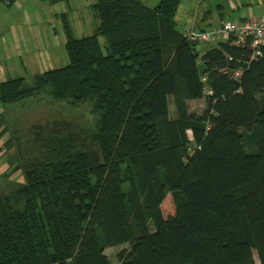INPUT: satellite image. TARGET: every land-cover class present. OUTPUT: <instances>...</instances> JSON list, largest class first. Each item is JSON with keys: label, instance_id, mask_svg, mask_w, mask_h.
<instances>
[{"label": "trees", "instance_id": "obj_1", "mask_svg": "<svg viewBox=\"0 0 264 264\" xmlns=\"http://www.w3.org/2000/svg\"><path fill=\"white\" fill-rule=\"evenodd\" d=\"M181 1L96 0L82 37L63 14L69 63L0 82V154L25 180L0 193V264H112L122 244L119 264H264V45L199 48ZM46 97L93 119L36 125L24 148L1 109Z\"/></svg>", "mask_w": 264, "mask_h": 264}, {"label": "rangeland", "instance_id": "obj_2", "mask_svg": "<svg viewBox=\"0 0 264 264\" xmlns=\"http://www.w3.org/2000/svg\"><path fill=\"white\" fill-rule=\"evenodd\" d=\"M42 2L41 0H38ZM142 1V0H141ZM36 0H31L27 4H25V8L23 10H19L15 5L7 6L4 3L0 4V29L4 31L0 35V49L4 50L6 55L4 57H0V82L17 77H24L27 84H33L35 76L40 74L48 69L59 68L65 66L69 63V55L66 49V45L61 43L58 40H54L53 47H45L46 40L44 39V32L46 30V26H49V23H45L48 20L49 16H46L45 12L49 10L59 11V4H54L53 8H50L49 5L51 2L46 1L42 2L43 7L36 6ZM143 2V1H142ZM149 5H155L159 2V0H149L146 1ZM38 3V2H37ZM62 5H65L62 2ZM145 3V2H144ZM44 4V5H43ZM38 13H37V12ZM67 16V14H65ZM52 24L57 30L58 35H60V31L63 29L61 24L63 25V17H53L51 16ZM176 27L181 31L185 24L189 25V22H186L181 12H179L176 16ZM15 22L14 26L21 25L22 29L20 31V35L22 31L26 28L27 36L26 39L31 38L30 43H28L27 48H24V44H22L24 52H28L30 49L35 51V57L31 59L22 60L21 58H12L10 57L9 53L19 50L14 48H9L8 46V38L13 35H16V30L13 27V31L11 34V28L13 23ZM94 25L95 21H93L92 29L87 33H80L76 34L78 37L91 35L94 32ZM30 27V28H29ZM57 27V28H56ZM30 30H29V29ZM77 28V27H76ZM186 28V27H185ZM199 28V27H197ZM32 29V30H31ZM52 30V28H50ZM49 29V31H51ZM186 29H192L190 27ZM59 30V31H58ZM78 32V31H76ZM40 33V34H39ZM54 34V31L50 32ZM33 34L36 35V40L33 41ZM4 39V42L2 41ZM222 40V39H220ZM100 41L104 43L103 37H100ZM218 41V40H217ZM35 42V48H32ZM1 43H4L7 47L2 48ZM213 44L216 41L211 42ZM210 44V43H209ZM211 45L203 44L200 45L199 48H209ZM30 48V49H28ZM43 50L44 53L40 52ZM48 53H51L52 56H48ZM56 52V53H55ZM42 54H46L45 58ZM24 58V57H23ZM168 104L170 113L173 116L175 113V105L173 97L168 98ZM68 106H70L68 104ZM206 102L205 99H198V100H190L188 102V107L190 112L194 113H202L205 109ZM77 107L71 106L70 108L65 107L63 108L59 103L53 102L50 98L46 97L40 100L31 99L25 100L20 103H16L14 105H9L1 110L3 111L5 117L8 119V125L10 128V132H15L21 137V144L24 148H29L32 146V149L35 147V135H34V128L36 125H45L48 122L58 119H76L79 124L86 122L90 123L93 119L92 116L89 114L87 107L82 106L80 109L86 115L81 118V112L76 109ZM5 118V119H6ZM10 133H6L0 139V153H2L3 144L9 138ZM15 150L13 147L10 148L9 153L0 156V193H9L11 190L19 187L22 183H24V177L21 170H18L15 167V163L12 164V161L16 160ZM17 164V163H16ZM162 211L165 216L172 214L174 211V205L171 200V196L168 195L162 204ZM150 227L153 229V223H151ZM128 248L127 244H122L118 246L108 247L105 251L106 255L110 259L112 264H119L118 261V253L122 250ZM255 259L257 264L259 263L258 257L255 254Z\"/></svg>", "mask_w": 264, "mask_h": 264}, {"label": "crops", "instance_id": "obj_3", "mask_svg": "<svg viewBox=\"0 0 264 264\" xmlns=\"http://www.w3.org/2000/svg\"><path fill=\"white\" fill-rule=\"evenodd\" d=\"M11 5H15L19 10H23L25 7V4L30 2L31 0H11ZM36 6L39 7L42 6V2L51 0H41L42 2L36 0ZM96 0H58L54 2L55 4H59V11H46V16H49L48 20H46L45 23H49V26H46V30L44 32V39L46 40L47 44H45V47H53L54 40L61 43L66 44V34L64 32V27L61 24V27L63 28L60 31V35L56 34L57 30L53 26V22L51 20V16L58 17L59 15L62 16L63 14H67L70 22L72 23V26L74 28V31L76 34L80 33H87L92 29L93 25V19H92V13L90 6L95 2ZM143 2L149 4L146 1L149 0H142ZM64 2L65 5H62ZM2 2L0 1V4ZM44 5V4H43ZM53 8L54 4L51 2L49 4ZM37 12V11H36ZM181 12L186 22H189L190 26H187L188 24H185L183 29H186L188 27L194 29V30H205L208 29L214 25H217L223 21H232V20H244L248 18H257L264 15V0H182L180 3V6L178 8L177 14ZM38 13V12H37ZM177 16V15H176ZM15 22L13 23V26L11 28V34L13 31V27L16 30V35H13L8 38V46L9 48L19 49L13 52H10L9 55L12 58H21L22 60H30L35 57V51L33 49H30L28 52H24L21 49H23L22 44H24V48L29 47L28 43H30L31 38L26 39L27 30L26 28L22 31V34L20 35V31L22 29L21 25L14 26ZM77 27V28H76ZM186 27V28H185ZM199 27V28H197ZM30 28V27H29ZM28 28V29H29ZM52 28V30L50 29ZM57 28V27H56ZM49 29L53 32L50 33ZM30 30V29H29ZM32 30V29H31ZM59 31V30H58ZM78 31V32H76ZM1 33H4L2 29H0V35ZM40 34V33H39ZM36 35L33 34V41L36 40ZM2 41L4 42V39L2 38ZM1 47H7L4 43H1ZM35 42L32 48H35ZM5 51L0 49V57H4L6 53ZM44 53L43 50L40 52ZM56 53V52H55ZM45 58L46 54H42ZM47 55L50 57L52 56L51 53L47 52ZM24 57V58H23Z\"/></svg>", "mask_w": 264, "mask_h": 264}, {"label": "built area", "instance_id": "obj_4", "mask_svg": "<svg viewBox=\"0 0 264 264\" xmlns=\"http://www.w3.org/2000/svg\"><path fill=\"white\" fill-rule=\"evenodd\" d=\"M6 5L11 4V0H0ZM183 35L191 42L201 45L217 40H225L233 37L234 44H245L251 42L254 49L253 56L261 55L260 47L264 45V15L257 18H248L244 20L223 21L205 30L183 29ZM240 72L235 76L239 77ZM211 93L210 90L205 89Z\"/></svg>", "mask_w": 264, "mask_h": 264}]
</instances>
